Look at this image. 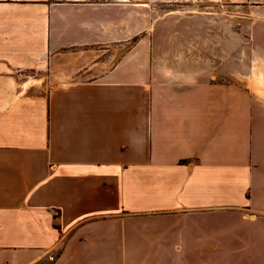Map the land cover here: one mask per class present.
<instances>
[{
    "label": "crops",
    "instance_id": "obj_1",
    "mask_svg": "<svg viewBox=\"0 0 264 264\" xmlns=\"http://www.w3.org/2000/svg\"><path fill=\"white\" fill-rule=\"evenodd\" d=\"M113 1L0 0V264H264V93L157 38L72 50ZM192 1L248 4L264 57V0Z\"/></svg>",
    "mask_w": 264,
    "mask_h": 264
},
{
    "label": "rangeland",
    "instance_id": "obj_2",
    "mask_svg": "<svg viewBox=\"0 0 264 264\" xmlns=\"http://www.w3.org/2000/svg\"><path fill=\"white\" fill-rule=\"evenodd\" d=\"M112 6L114 38L100 40L89 48L82 46L72 50H81L83 54L87 50L96 51L102 56L95 60L111 66L129 48L144 40L152 48V63L157 38L156 41L159 43L162 40V45L166 47H193L194 63H208L210 74H214L215 79L235 78L248 89L260 93L252 85L251 75H255L258 64L264 63V57L255 54L250 40L248 4L199 5L192 0H115ZM89 57L83 61L88 62ZM89 75L91 72L87 68L73 77L85 78ZM55 256H49L40 264H51Z\"/></svg>",
    "mask_w": 264,
    "mask_h": 264
},
{
    "label": "bare ground",
    "instance_id": "obj_3",
    "mask_svg": "<svg viewBox=\"0 0 264 264\" xmlns=\"http://www.w3.org/2000/svg\"><path fill=\"white\" fill-rule=\"evenodd\" d=\"M258 68H259V71H258V74L256 75L255 80L258 82V84L261 85L263 83V79H264L263 63L258 64ZM257 87H259V86H257ZM258 89L260 92L264 93V86H260Z\"/></svg>",
    "mask_w": 264,
    "mask_h": 264
}]
</instances>
